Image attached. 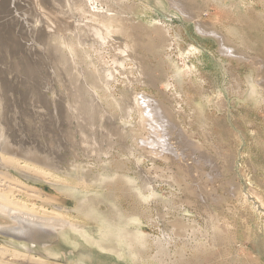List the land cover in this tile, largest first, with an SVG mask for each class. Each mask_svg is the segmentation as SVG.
<instances>
[{
  "label": "rangeland",
  "instance_id": "374dc122",
  "mask_svg": "<svg viewBox=\"0 0 264 264\" xmlns=\"http://www.w3.org/2000/svg\"><path fill=\"white\" fill-rule=\"evenodd\" d=\"M49 1L42 3L52 7ZM59 1L52 8L69 15L66 0ZM206 1L185 0L195 8H190L186 26L170 17L175 10L170 0H126L131 7L120 1L126 14L117 17L129 26V43L135 44L140 58L117 64L113 58L118 45L110 41L101 46L95 32L85 25L92 20L89 12L73 13L76 24L83 26L76 30L82 34L79 45L73 30L64 34L55 32L60 25L47 28L45 16L31 0H0V127L11 139L23 138L39 146L36 152L49 154L59 168L50 169L80 184V196L85 192L95 197L102 214L111 219L121 214L137 218L148 236L146 251L106 264H264V51L252 50L258 43L252 38L264 33V20L258 22L257 17L258 11H264V1L240 0V17ZM83 3L89 10L102 6L99 0ZM213 16L239 28L240 52L224 41L222 29L204 27L202 22ZM250 16L255 24L246 19ZM158 21H167L173 27L171 35H178L167 47H162ZM72 41L78 45L70 56ZM190 44L202 54L186 59L182 52ZM72 60L81 66L75 69L82 77L70 69ZM186 62L195 72L182 77L181 86L176 87L172 65L186 72ZM104 68L113 75L106 76ZM164 74L172 86L166 88L157 80ZM250 84L257 88L255 96ZM139 93L150 97H144L147 105L164 109L163 114L157 109L158 118L174 125L171 130L166 127L169 136L162 129L166 141L161 138L154 146H145L156 153L137 146L140 136H148L139 113L126 115L127 103ZM120 126L124 132L117 131ZM103 148L110 151L102 157ZM10 174L13 181L24 182L39 193L21 202L45 208L46 214L66 213L78 226L97 231L93 215H86L77 196L64 191L63 185L20 170L11 169ZM122 176L136 182L135 190L118 180ZM145 177L151 180L149 190L142 187ZM138 189L145 193L146 202L135 194ZM1 216L0 223L9 222ZM11 239L0 235V246L10 247ZM36 246V254L45 257L50 248L57 249L53 248L58 259L48 257L60 263L83 264L85 256L84 264L93 261L88 245L75 248L59 232L52 241ZM2 256L0 264L25 263Z\"/></svg>",
  "mask_w": 264,
  "mask_h": 264
},
{
  "label": "bare ground",
  "instance_id": "6f19581e",
  "mask_svg": "<svg viewBox=\"0 0 264 264\" xmlns=\"http://www.w3.org/2000/svg\"><path fill=\"white\" fill-rule=\"evenodd\" d=\"M99 1L102 3V6L100 8H96V9L94 8L95 10H91V9L89 10V8L83 3V0H78V1L66 0L67 13L69 14V15H67L66 12L57 11V9L54 10V8H55L54 6L60 5V4H54L55 2L60 3L59 0H50L49 1V4H51L50 6H52L54 8L45 7L44 6V4H46L45 1H44L45 3L43 4L42 0H31V2H33V6L38 8V9H36V10H39L37 12H40L41 14H43L45 16L47 28L54 27L55 25H57V27H58V25H60L59 28L56 27L58 30H56L55 32L64 33V34H66V33L68 34V31L73 30L76 33V38L78 41L80 38L82 39V34L77 32L76 30L80 29L83 26H81L80 24H76V22L74 21L76 17L73 13H74V11H75V14H76V12H80L82 14L89 12L92 15L91 16L92 20L89 21L88 23H86L85 25L89 26L92 32H95V34H96L95 37H96L97 41L99 40L101 42V46L108 44V43H111L110 41H112L114 44L118 45V46H114V47H117L116 50H119V52H117V54L115 53L116 54L115 56L113 55L114 56L113 59L115 60V63L124 64V62L126 60H132L133 61V59L136 60L137 57L140 58V54L137 53V50L134 46L135 44H131L132 43L131 41H130L131 43H129V33H128L129 26H127L123 22L122 19L117 17V15L119 13H125L126 14V11L122 10V7L120 5V1L123 2L124 4H126L127 6L131 7L130 3H126V0H117V2H114L115 0H99ZM262 1H264V0H262ZM170 2L175 7V10L172 11V13L170 14V17L178 18L179 21H182V24L184 26H186L185 21L189 22L190 18H191V11H190L191 7H189L186 4L185 0H170ZM206 2L212 3L213 5H217L220 9H223L224 12H227V13L232 12V13H234V16L240 17V15H238V14H240V13H238V12H240V0H208ZM96 3H97V0H96ZM188 4H189V2H188ZM46 5H48V4H46ZM63 7L66 8L65 5ZM191 9L193 10L195 8H191ZM102 15H107L108 17L107 18L101 17ZM169 23H171V22H169ZM156 24L158 25L159 30L162 33V40H161V43L163 44L162 47H164L165 45L168 46L169 45L168 42H170V40H172V41L174 40V42H175L178 39L177 34L171 35L170 31L173 29V27L169 26V24H167V21H165V23H162V21H160V22L158 21ZM202 24L204 25L205 28L206 27H207V29L210 28V30H212V31H214L215 28H217V26L220 25L222 29H225V33L223 35L224 41L226 43L234 46L235 48H237V50L240 52V42H238V41H240L239 28H236L235 26H232V25L227 26L226 21L224 19L223 20L219 19V16H217V17L213 16L212 18H209L208 21L202 22ZM179 27L181 28L182 26H179ZM55 32L53 31V33H55ZM49 34H51V32ZM61 38H63V37H61ZM67 41H69V40H67ZM79 41H78V43H79ZM69 42H71V41H69ZM74 42H76V41H74ZM74 42L72 41L71 44L68 43L69 44L68 45V54H70V56L74 52L75 47L78 45V44H76V46H75ZM80 43H79V45H81ZM62 44L64 45V43H62ZM167 46H165V47H167ZM64 47H66V45H64ZM56 50L58 51V49H56ZM63 51L64 50H62V52ZM58 52H60V51H58ZM182 54H184L186 59H189L192 55L194 56V55L202 54V51L199 47H196L195 45L190 44L188 46L186 52L185 53L182 52ZM57 57H59V55ZM81 57H83V56H81ZM84 58L85 57H83V60H85ZM68 59H69V57H68ZM72 59H74L73 56H72ZM64 62H65V60L63 61V63ZM76 62L77 61H73V60L70 61V65H71L70 69L74 68L73 70L76 73H78V71L76 69H79L78 67H81V66L78 65L79 63H76ZM136 62H138V60ZM163 62H165V61H163ZM141 66L144 68V66L142 64H141ZM194 67H196V66H194ZM172 68L174 69L172 72H173L174 82H176V84H174L175 86L176 85L181 86L180 84L182 82V77L188 76L189 74L195 72L194 69L192 68V65H190L188 62H186V70H187L186 72H184L185 69L183 70L180 66H177V65H172ZM104 70H105L106 76L109 75V77H110L113 75L110 72L111 70L108 71L105 68H104ZM139 70H141V69H139ZM68 71H70V70H68ZM165 73H167V72H165ZM78 75L80 77H82L83 74L80 75V73H78ZM142 75H144V77H145V71L142 72ZM165 75L166 74H164V76ZM76 77H77V75H76ZM84 77H85V75H84ZM166 77L167 76L162 77V75H161L158 77L157 80L159 82H164L166 84V88H167L170 86V84L172 86V83H170V81ZM84 81H86V78L84 79ZM154 82H156V81H154ZM107 85H108V83H107ZM250 85L251 86H250L249 90L255 96L258 93L257 88L254 84H250ZM86 87H88V85H86ZM237 88H239V87H237ZM104 90L107 91V86H104ZM176 90H177V92L179 91L178 89H176ZM89 92H91L94 95V97L97 96L96 91L89 89ZM180 92H181V90H180ZM179 95H182V94H179ZM144 97H148V96L147 95L145 96L144 94H140V93L133 95V97L130 98L133 102H131V103L129 102L126 105L127 106L126 115H127V117H130L131 114L135 111H137L139 113L140 117L142 118V124H143V126L146 127L145 130L148 131V136H140L139 137L140 141L137 142V146L140 147L141 149H143L145 152L156 153L155 151H152L151 149H149L150 150L149 151L147 148H145V146L149 145L152 147L161 138H163L161 140H164L166 137H164V135L161 136V132H163L162 129L166 130V132H167L166 134L169 136V132L167 131L166 127L169 126V128L171 130L172 127H174V125L169 124L166 117H165L166 119L158 118L157 117L158 116L157 109H158L159 113H161V114H163L162 112H165L164 109H162V107H160V106H158L156 108L155 104L147 105L146 99ZM148 98H150V97H148ZM144 104H146L147 106L146 105L143 106ZM162 122H163L164 127H162V125H161ZM124 130H125V128L123 126H120L117 128V131H119V132H124ZM3 133H5V128L0 127V137H2ZM164 141H166V140H164ZM9 143L5 142V148H0V215H2L1 217L6 219V221L7 220L9 221V222H5V223H0V227L12 226V225L17 227L19 225L17 227V229L20 227L19 232H23L24 228L22 226L24 225L23 224L24 221H26L29 225H35V227H37L39 229L54 230L56 233L59 232L61 238L64 239V241L69 240L71 245H74L75 248H77V246L78 247L79 246L85 247L88 245V247L91 248V253L93 254V261L91 264H106L108 260L114 259V258L115 259L116 258L120 259V258H124V257H126V258L131 257L132 258V255L134 256V252L135 253L137 252V254H138V253H141L138 251H143V250L146 251V249L149 248L148 246H149L150 241H148V236L143 232L141 222L137 218L126 219V218H128L126 216V218L124 219L123 215L121 214L118 218H112L111 219L108 216V214L107 215H105V213L102 214V212L100 210L98 211V209H97L98 202L95 199V197H90L88 194L86 195L85 192L83 194V197L80 196V193L82 192L79 189L81 187L80 184H75V183L69 182V179L66 180V179L61 178L62 176L60 174L58 175L53 170L50 169V167L51 168L52 167L58 168V166L56 165V162L51 158V156L49 154H42V153H39L36 151L24 153L25 155L24 154H18V153H10L8 151V147H9V145H12V144L11 143L9 144ZM169 145H171V144L169 143ZM12 147H14V145H12ZM138 147H136V149L139 151ZM101 151H102V153L100 156L103 157L102 154L108 155V153H109L108 151H110V150L103 148ZM128 151L130 153H132L131 148ZM165 159H168V158L165 157ZM82 168H84V167H82ZM11 169L20 170V171L26 172L28 174L34 175L38 178H43V179L54 181V184L63 185L64 191H68V192L72 193V195L77 196V199L80 201L81 209L84 210L86 215H89V214L93 215V217H94L93 219L96 221L95 224L97 223V226H96L97 231L94 232L93 230H91V228H86L84 226H78L76 223H74L70 220V218L67 216L66 213L59 211V212H54L52 214H46L49 212H47L46 209L43 207H42L43 209H41V208L38 209L37 207H34V206H28V204H26L25 202H21L20 199H26L28 201V199H31L33 197L36 198L39 195V193L35 189H30L31 186L27 185L24 182L13 181L11 174H10ZM99 176H101V175H99ZM118 176H120V175H118ZM172 177H173V175H172ZM115 179L113 177V179L111 178V180H109V182L114 181ZM119 179H121V181L124 183V185L126 187H129L130 189H134L136 182L133 181L132 179H130L128 176H122L121 178H118V180ZM79 180L82 182H85L84 177H80ZM105 181H106V179H105ZM104 183H107V182H104ZM69 184H71V185H69ZM149 184H151V180L148 177H145L143 179L142 187L144 189L146 188V190L147 189L149 190ZM87 185L88 184L85 182V184H84L85 188L88 187ZM55 186H57V185H55ZM137 188L138 187L136 186V189ZM100 189H102V188H100ZM140 189L136 190L135 194L140 198L141 201L145 200V202H146L147 197L144 196L145 193L141 192ZM153 192H152V194L154 195ZM96 197H98V196H96ZM150 198H152V195L150 196ZM98 200L100 201V198ZM105 200L106 199H104V201ZM109 201H112V200H109ZM114 207H116V206L114 205ZM114 207L112 206L111 210H114ZM1 212H3L4 214ZM13 217L15 218V220L12 219ZM134 224H136L137 226H136V229L133 230V228L131 229L130 226L134 225ZM212 227H214V226H212ZM72 232H77L76 234L80 235L81 237L74 235ZM0 235H2V234H0ZM49 240L52 241V239H49ZM9 241L13 244L10 247H8L7 245L0 246V254L2 253L3 256L5 254L10 255V257L12 256V258L15 259V261L16 260H23L25 262L24 264H64V263L57 262L56 260H51L48 257V256H54L55 258L58 257V254L56 253L58 250L55 249L54 247H53L54 250L55 251L57 250V251L55 252L53 250V248H50V250H48V254L46 253L47 256L45 257L43 255L41 256V255L36 254L38 248L36 249L37 246L35 243L26 244L24 242L14 240V238H12ZM157 243H158V245H160L159 248H161V251H163L164 250L163 245H162L163 243L159 240L157 241ZM199 246L202 247V245H199ZM184 250H187V249H184ZM58 253H60V252H58ZM137 254H136V257H137ZM85 259H87L86 256L82 259L83 264L86 263ZM89 259H90V257H89ZM123 262H125V260ZM4 264H5V262H4Z\"/></svg>",
  "mask_w": 264,
  "mask_h": 264
},
{
  "label": "water",
  "instance_id": "95a60500",
  "mask_svg": "<svg viewBox=\"0 0 264 264\" xmlns=\"http://www.w3.org/2000/svg\"><path fill=\"white\" fill-rule=\"evenodd\" d=\"M5 142H10L12 145H14V147L9 145L8 151L10 153L24 154L27 152L38 151L39 149V146L31 142L28 143V141H24L23 138L18 140L11 139L9 135L6 134V132L2 134V137H0V148H5ZM12 219L15 220L14 217ZM23 224V232H19L20 227L17 229L19 225L17 227L12 225L0 227V234L18 240L30 241L31 243L35 244H45L50 241L49 239H52V237L56 235L54 230L39 229L35 227V225H29L26 221H24Z\"/></svg>",
  "mask_w": 264,
  "mask_h": 264
},
{
  "label": "crops",
  "instance_id": "0c3cea01",
  "mask_svg": "<svg viewBox=\"0 0 264 264\" xmlns=\"http://www.w3.org/2000/svg\"><path fill=\"white\" fill-rule=\"evenodd\" d=\"M247 7V6H246ZM245 7V8H246ZM251 9L252 8H254V7H250ZM249 8V9H250ZM248 9V8H247ZM247 9L245 10L246 12H247ZM248 9V10H249ZM250 9V10H251ZM258 10V9H257ZM241 12V11H240ZM217 17V16H216ZM257 17H258V22H260L261 20L263 21L264 20V11H258V13H257ZM246 19L247 20H251L250 22H252L253 24H255V19L254 18H251V16L250 17H246ZM227 23V22H226ZM239 23H240V20H239ZM229 24H232V22L231 23H227V25H229ZM241 25V24H240ZM217 28H220V29H222L221 28V26L220 25H218L217 26ZM253 29H254V27H253ZM223 30V32L225 33V30L224 29H222ZM224 33H223V35H224ZM252 39H258V43H257V47L256 48H252V50L253 51H256V52H259V51H261V52H263L264 51V33H263V35H260V34H257L254 38H252ZM125 219V218H124Z\"/></svg>",
  "mask_w": 264,
  "mask_h": 264
}]
</instances>
